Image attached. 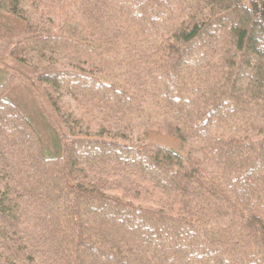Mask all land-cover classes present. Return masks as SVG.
Here are the masks:
<instances>
[{"label": "trees", "instance_id": "1", "mask_svg": "<svg viewBox=\"0 0 264 264\" xmlns=\"http://www.w3.org/2000/svg\"><path fill=\"white\" fill-rule=\"evenodd\" d=\"M0 3L30 29L47 16ZM49 9L77 18L93 46L36 34L12 55L71 47L111 60L124 86L71 59L75 70L40 75L54 106L73 104L54 153L0 89V264H264V0ZM150 129L190 143L187 156L149 142Z\"/></svg>", "mask_w": 264, "mask_h": 264}, {"label": "rangeland", "instance_id": "2", "mask_svg": "<svg viewBox=\"0 0 264 264\" xmlns=\"http://www.w3.org/2000/svg\"><path fill=\"white\" fill-rule=\"evenodd\" d=\"M249 1L251 0H244L245 3ZM29 2L35 9L47 13L46 19L44 21L36 19V24L31 29L28 28L24 15L21 18L20 15L12 14L8 7L0 3V89L3 97L29 120L46 149L54 153L61 145L59 137L73 134L63 119L66 110H72L73 104L66 98H58L54 106V102L50 100L51 89L39 82V76L62 68L75 70L71 67L72 63L68 64V59H71L81 62L82 68L78 69L79 72L118 87H123L124 83L113 68L111 60L95 58L93 61L85 62L71 47L68 49L56 47L50 52L40 47L27 50L32 45L29 43L25 54L12 55L14 47L36 34L56 36L88 48L93 46L77 18L72 15L64 17L51 15L49 9L51 0ZM29 13L32 14L33 11ZM49 21L53 25L47 27ZM21 57H26V60L20 61ZM145 134L149 142L175 150L183 157H186L190 150V143H184L172 132L150 129Z\"/></svg>", "mask_w": 264, "mask_h": 264}]
</instances>
